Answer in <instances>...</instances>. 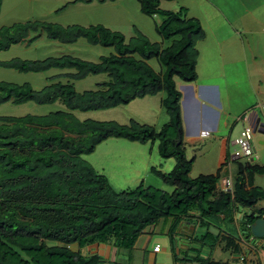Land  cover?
Wrapping results in <instances>:
<instances>
[{
	"label": "trees",
	"instance_id": "trees-1",
	"mask_svg": "<svg viewBox=\"0 0 264 264\" xmlns=\"http://www.w3.org/2000/svg\"><path fill=\"white\" fill-rule=\"evenodd\" d=\"M159 1L138 0L141 14L161 16L154 28L162 39L170 41L163 49L144 36L125 41L122 34L97 25L83 28L25 22L0 29V51L25 39L36 27L48 39L72 43L82 38L89 45L114 51L97 63L66 57L0 62L1 67L18 73H40L72 64L83 73H108L111 80L103 92L80 95L70 86L55 85L34 92L26 84L0 82V105L60 101L69 111H98L162 92L161 105L169 118L156 132L133 121L128 126L112 121L80 122L67 111L43 117H0V264H96L98 258L82 255L81 248L95 243L130 248L146 227L162 218L176 222L191 219L205 227L203 235L196 237L199 242L204 237L214 241L220 237L226 249L238 253L236 243L241 235L231 228L222 231L217 223L230 225L238 207L249 209L264 200V191L252 187V177L264 174V165L238 164L230 194L216 189L221 167L213 175L188 177L192 159L186 160L184 155L180 93L173 78L183 83L195 80V43L203 38V32L195 19L185 18L183 10H157ZM151 59L163 67L162 72H154L146 63ZM109 138L140 144L156 139L157 155L172 159L174 165L167 173L154 167L150 170L171 188L170 193L143 188L142 184L113 191L106 178L82 159ZM263 216L264 209L243 213L239 225L249 232V225ZM209 227L217 230L216 236L207 232Z\"/></svg>",
	"mask_w": 264,
	"mask_h": 264
},
{
	"label": "rangeland",
	"instance_id": "rangeland-1",
	"mask_svg": "<svg viewBox=\"0 0 264 264\" xmlns=\"http://www.w3.org/2000/svg\"><path fill=\"white\" fill-rule=\"evenodd\" d=\"M177 3H179V0H174L172 3L162 1L160 2L159 9L164 11H175L172 10V7H175ZM183 3H186V6L191 5L188 0H184ZM236 11L240 13L242 10H235V12L232 10L231 16L232 13L237 14ZM161 19L159 14L145 16L139 13L138 0H0V27L12 23L25 22L48 23L62 27L79 25L83 28L97 25L110 32L122 34L125 41L141 35L150 43H158L161 42L160 39L162 38H159L160 36L158 37L157 34H155L153 28L159 25ZM245 19L249 20L248 17ZM261 36L264 37V34ZM28 39H31L29 45H26V42H20L10 46L7 51L0 52V61H8L13 58L36 61L50 56L60 57L61 55H70L79 58V60L93 63L97 61L98 56H107L113 52L110 47L89 45L82 38H79L72 44H59L47 39L45 32L39 27L33 28L28 32ZM163 43L164 47L168 44V42ZM197 50L201 58H203L202 56L205 51L203 44L198 45ZM148 64L156 72L159 70L163 71V67L159 66L155 59L149 60ZM263 65L264 63H261L259 66L263 71H258V73H264ZM207 69L202 68L201 63H199L198 74L200 77L207 74L204 72L207 71ZM55 73H57L55 70L41 73H18L13 69L0 67V82L12 83L15 85L28 83L32 90L37 91L40 87V82H43L46 78ZM105 78L106 77L103 75L99 77L88 75L82 81L80 80L79 83H76L74 89L77 92L82 91V89L94 90V84L99 83V81ZM174 80L178 87V89H176L178 92L181 86H186L185 83L175 78ZM245 90L246 89L239 92L233 89L229 100V107L231 110L237 111L241 107H247V110L243 111L242 118H247L250 113L264 115V113L260 111V106L263 104L256 105L257 101L254 100V96L248 94V92L245 94ZM163 97L164 94L160 92L152 96H145L142 100H134L131 106L135 109V116L129 115L127 106L118 105L107 110L103 109L90 112L86 119L99 122L112 121L116 123L117 121V123L121 122L125 126H128L129 119H132L139 125L148 127L155 126V129L160 130L161 126L168 121V116L161 105ZM249 103H251L250 106ZM62 108L63 107H59L56 103L51 106H39L31 102L19 106L5 103L0 105V117H20L24 115L39 117L51 112L62 111ZM137 112L140 114H137ZM199 112L205 114L206 118L208 116L211 121L215 118L214 121H218V130L216 133L200 136L199 140L192 145L184 144V155L186 160L192 159L188 173L189 178L194 179L199 175H213L222 165L221 172L219 173L220 177L218 176L219 179L226 177L232 181L238 164L244 165L245 163H249L259 167L264 165V136L258 133L252 134L249 140V145L253 148L252 156L232 161L229 157L237 148L225 141L222 150L221 142L226 140L227 136L229 137V141H234L239 137L240 132L245 126V124L241 122V118H237V116L233 117V121L235 122L234 127L230 134H227L225 128L221 126L223 117L220 116L218 119L217 111V113H212L211 111L208 112L205 110L204 113L201 108ZM77 118L83 120L85 116L80 114V117ZM180 118L183 124H181V130L185 135L183 110ZM156 145V139H150L142 145L137 142L132 143L122 139L109 138L98 144L91 154L82 156V159L87 162L95 172L105 176L109 186L115 192L135 189L142 184L143 188H153L164 193H170L171 188L164 185L150 170L151 167H154L156 171L167 173L174 165L172 159H163L157 155ZM252 157L254 160L250 161ZM252 187L264 191V174L254 175L252 177ZM257 209H264V200L258 201L249 209L238 207L234 213V222L232 221L230 225H226L222 221L217 224L222 231L224 229L228 231L229 228L235 230L238 235H241L247 242L252 237L242 224L239 225V222L243 213L249 215L252 211H256ZM163 220H161V222ZM209 228L207 232H209ZM197 229L203 233L205 231V227H199ZM174 232L176 233L177 230L175 229ZM152 239L154 242L160 243V245L164 241L163 237L160 236L152 237ZM250 243L256 245V250L260 257V264H264V237L252 238ZM71 248L76 249V246L72 245ZM87 248L88 246L81 248V253L86 255Z\"/></svg>",
	"mask_w": 264,
	"mask_h": 264
},
{
	"label": "crops",
	"instance_id": "crops-1",
	"mask_svg": "<svg viewBox=\"0 0 264 264\" xmlns=\"http://www.w3.org/2000/svg\"><path fill=\"white\" fill-rule=\"evenodd\" d=\"M162 1L164 0H160L158 2L156 7L157 10L164 11L159 9L160 2ZM173 1L174 0L166 2L172 3ZM183 1L184 0H179V3H177L175 7L173 6L174 8L172 7V10L175 11L170 12L183 10L185 18L195 19L203 31V38L195 43L197 57L194 71L196 78L190 83H185L186 86H181L179 88L180 115L183 110V122L185 127V135L181 130V142L184 148V144L192 145L197 142L200 137V132H206L207 134H210L216 133L218 130V121H214L215 118H213V121H211L208 116L206 118L205 114H201L199 112L201 108L203 109L204 113L205 110L208 112L211 111L212 113L218 112V119L220 116L223 117L221 123L222 128H225V132L230 134L235 124L233 117L237 116V118H242L243 111L247 110V107H241L237 111L231 110L229 107V100L233 89L238 90L239 92L246 89L247 91L245 90V94L248 92V94L253 95L254 100L257 101L256 105L264 104V73H258V71H263L259 68V66L261 63H264V37L261 36L264 34V0H188L191 4L189 6H186L187 4L183 3ZM239 9L242 10L240 13L239 11H236L237 14L232 13L231 16L232 10L235 12V10ZM246 17H248L250 21L245 19ZM13 24L15 23L10 25ZM10 25L1 26L0 29ZM153 30L159 37L160 35H158V33L155 31V28H153ZM159 38L162 37L160 36ZM78 39L72 43H75ZM27 40L28 34L25 39L19 41L18 43L26 42ZM49 40L63 45L72 44L62 43L53 39ZM160 40L161 42H157L160 44V46H162V49L170 44L169 40ZM162 41L168 42V44L164 47V43ZM200 44H203L205 47V51L202 56L203 58H201L197 50V46ZM8 49L4 51H7ZM113 53L114 51L109 55H112ZM60 57L82 61L79 60V58L70 55H61ZM60 57L50 56V58ZM100 57L106 56H98L97 61L93 63H97ZM148 61H146L147 64ZM83 62L88 61L83 60ZM199 63H201L202 68H208L207 71H204L207 74H205L203 77H200L198 74ZM158 65L160 66L159 63ZM49 70H55L57 73L49 76L43 82H40V87L37 91L32 90L28 83H23L22 85H28L34 92H39L49 86H70L74 93L80 95L85 92H103L111 84L108 73H83L78 66L72 64L62 65V67H53L46 71ZM160 72L162 71L159 70L156 73ZM88 75L95 77L103 75L106 78L99 81V83H95L94 90L82 89V91L77 92L74 89L75 84L79 83L80 80L82 81ZM174 85L175 88L178 89L175 80ZM142 99L143 97L134 100ZM134 100L125 104V106L128 108L129 115L135 116V109H133V106H131V103H133ZM55 103L58 104L59 107H63V110L61 109L62 111H67L80 122L89 120L86 119L88 113L95 112H83L77 110L69 111L60 101L39 106H51ZM250 104L251 103H249V106ZM49 114L53 113L51 112L43 116H47ZM80 114L85 116V119L79 120L77 117H80ZM137 114L140 113L137 112ZM130 121L133 120L129 119V122ZM168 121L166 123H168ZM247 123L249 124V121H247ZM117 124L123 125L121 122H118ZM154 127L152 128L157 132L159 129H155ZM228 138L229 137L227 136L226 140L223 139L224 141L221 142L222 150L224 148L225 141L233 146V140L229 141ZM262 218H264V216ZM163 219H160L153 225L146 227L136 237L130 248L124 249L115 247L112 244L95 243L88 246L86 249V255L82 253L81 254L84 256H96L99 260V262L96 264H208L209 262L221 264H255L251 260L248 263H240L238 260H236V254H232L231 251L226 249L224 241H222L220 237H218L215 241L212 238L204 237V239L199 242L196 237L203 235V232L198 231L197 228L203 226L191 219L188 220L185 218H180V220L177 222L174 218ZM161 220L163 221L161 222ZM175 229L177 230L176 233L174 232ZM156 236L163 237L164 241L161 245L160 243L153 241L152 237ZM155 245H158L157 252L152 251ZM244 251L245 250L238 248V254L240 252L245 253L248 259H250V256H248L249 252Z\"/></svg>",
	"mask_w": 264,
	"mask_h": 264
},
{
	"label": "built area",
	"instance_id": "built-area-1",
	"mask_svg": "<svg viewBox=\"0 0 264 264\" xmlns=\"http://www.w3.org/2000/svg\"><path fill=\"white\" fill-rule=\"evenodd\" d=\"M260 111L264 113V104L260 106ZM241 122L245 124L242 131L239 134V137L233 141V146H235L237 149L233 151V154L229 157L230 160H236L239 158H249L252 156L253 149L249 145V140L252 135V129L250 125L247 123L246 118H241ZM206 135V132H200V136ZM216 189L219 192L228 193L230 194L232 192V181L226 177H222L219 179V182L216 184ZM252 237V236H251ZM253 238V237H252ZM249 241H245L241 236H238L237 240V246L239 249H243L245 251L249 252L250 259H248L247 255L245 253L240 252L239 254H236V260H238L240 263H248L250 260L256 264H259V254L256 250V245L253 243H250ZM153 252L158 251V245H155L152 249ZM244 251V252H245Z\"/></svg>",
	"mask_w": 264,
	"mask_h": 264
},
{
	"label": "water",
	"instance_id": "water-1",
	"mask_svg": "<svg viewBox=\"0 0 264 264\" xmlns=\"http://www.w3.org/2000/svg\"><path fill=\"white\" fill-rule=\"evenodd\" d=\"M249 121V125L252 129V134L258 133L264 136V118L261 114L252 113L247 118ZM178 141V140H177ZM254 158H251L250 161H253ZM249 233L253 238H262L264 237V218L255 219L249 225ZM209 234L212 236H216L217 230L214 228H209Z\"/></svg>",
	"mask_w": 264,
	"mask_h": 264
},
{
	"label": "clouds",
	"instance_id": "clouds-1",
	"mask_svg": "<svg viewBox=\"0 0 264 264\" xmlns=\"http://www.w3.org/2000/svg\"><path fill=\"white\" fill-rule=\"evenodd\" d=\"M249 115H250V114H249ZM247 118H248V117H247ZM247 118H246V119H247ZM206 135H207V133H206ZM252 149H253V148H252ZM252 158H253V157H252Z\"/></svg>",
	"mask_w": 264,
	"mask_h": 264
}]
</instances>
